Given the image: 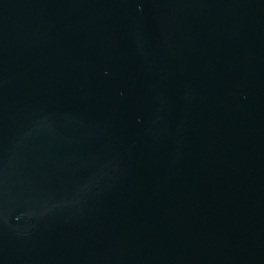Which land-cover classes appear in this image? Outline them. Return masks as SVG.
<instances>
[{"label":"water","instance_id":"obj_1","mask_svg":"<svg viewBox=\"0 0 264 264\" xmlns=\"http://www.w3.org/2000/svg\"><path fill=\"white\" fill-rule=\"evenodd\" d=\"M0 264H264V0H0Z\"/></svg>","mask_w":264,"mask_h":264}]
</instances>
